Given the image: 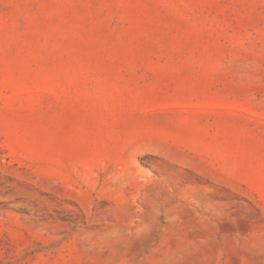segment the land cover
I'll use <instances>...</instances> for the list:
<instances>
[{
    "label": "rangeland",
    "instance_id": "1",
    "mask_svg": "<svg viewBox=\"0 0 264 264\" xmlns=\"http://www.w3.org/2000/svg\"><path fill=\"white\" fill-rule=\"evenodd\" d=\"M0 264H264V0H0Z\"/></svg>",
    "mask_w": 264,
    "mask_h": 264
}]
</instances>
